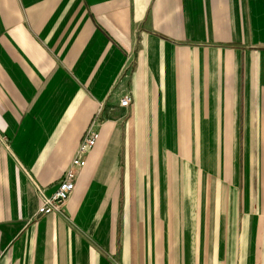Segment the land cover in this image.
I'll use <instances>...</instances> for the list:
<instances>
[{"label":"crops","instance_id":"0c3cea01","mask_svg":"<svg viewBox=\"0 0 264 264\" xmlns=\"http://www.w3.org/2000/svg\"><path fill=\"white\" fill-rule=\"evenodd\" d=\"M99 108L63 214H38L36 186L54 192ZM237 112L264 133V0H0V264H159V218L141 220L163 152L153 133ZM180 186L188 228L184 163Z\"/></svg>","mask_w":264,"mask_h":264},{"label":"rangeland","instance_id":"374dc122","mask_svg":"<svg viewBox=\"0 0 264 264\" xmlns=\"http://www.w3.org/2000/svg\"><path fill=\"white\" fill-rule=\"evenodd\" d=\"M235 114L236 122H217L216 129L205 122L211 128L203 125L201 133H153L152 145H161L163 152L150 160L153 183L147 204L152 211L141 220L151 223L152 218L154 223L159 218L158 254L151 255L159 264H262L264 133H248L240 120L243 115ZM178 146L184 153L176 158ZM183 163L191 170L192 182L194 219L188 228L180 210L177 218L173 214L172 196L176 188L180 194ZM175 221L184 230L175 229Z\"/></svg>","mask_w":264,"mask_h":264},{"label":"built area","instance_id":"2783aa9c","mask_svg":"<svg viewBox=\"0 0 264 264\" xmlns=\"http://www.w3.org/2000/svg\"><path fill=\"white\" fill-rule=\"evenodd\" d=\"M129 103L130 96L127 94L119 101V105L122 107H128ZM100 113L101 108L97 110L84 129L77 148L63 171L54 192L47 196L40 187L36 186L39 196L38 214H63L62 206L74 190L76 172L84 166L86 153L94 146L99 137Z\"/></svg>","mask_w":264,"mask_h":264}]
</instances>
